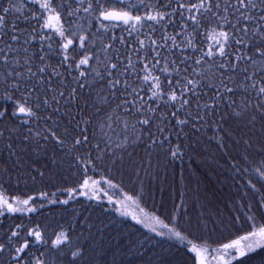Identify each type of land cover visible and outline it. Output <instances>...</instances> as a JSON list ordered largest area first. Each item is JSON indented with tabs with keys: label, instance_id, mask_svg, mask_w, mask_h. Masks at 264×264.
I'll return each instance as SVG.
<instances>
[{
	"label": "snow or ice",
	"instance_id": "6c2138e0",
	"mask_svg": "<svg viewBox=\"0 0 264 264\" xmlns=\"http://www.w3.org/2000/svg\"><path fill=\"white\" fill-rule=\"evenodd\" d=\"M0 264H264V0H0Z\"/></svg>",
	"mask_w": 264,
	"mask_h": 264
},
{
	"label": "trees",
	"instance_id": "16d2710c",
	"mask_svg": "<svg viewBox=\"0 0 264 264\" xmlns=\"http://www.w3.org/2000/svg\"><path fill=\"white\" fill-rule=\"evenodd\" d=\"M214 148V145H213ZM223 163V161H221ZM183 167L185 169V176H190L192 179V188H196V182L199 181V187L201 192L207 191L210 196L214 192L215 197L213 199V204H218L220 210L223 212L225 210L224 205L228 203V196L229 193V187L227 185H221V183L217 180V174L220 172L219 169H216L215 166L212 165V161L210 159H204L201 160L199 158L188 160L185 158ZM176 171H177V187L178 181H179V171H180V163L177 162L176 164ZM227 175V173H224ZM98 178V177H97ZM230 184V182H228ZM39 187V185H37ZM21 188H23V184H21ZM176 192H173V195H176ZM80 200H84L83 197H79ZM156 200H159V194L157 193ZM103 203L109 207L112 208V205H107L106 200L103 201ZM157 206L158 204L154 202L151 199H148L145 204H142V207H145L146 210H151L153 206ZM78 206V205H77ZM60 206H52L49 205L47 208L41 210V215H35V218L38 220H42L44 223H47L48 225V231L51 232L54 228L57 227V224L62 222L60 220V217L56 215V211ZM198 210V209H197ZM115 215V213H113ZM195 215V212L193 213ZM46 218V219H45ZM120 219L119 217H117ZM128 223H134V221H131L129 218L127 220ZM140 231L146 232L145 229L140 228L139 225L136 226ZM225 236L228 235L227 232L224 233ZM219 234H214L213 239H218ZM159 239V238H157ZM147 246V245H146ZM150 247V246H149ZM130 259H138V258H130ZM144 259H147V255L144 257Z\"/></svg>",
	"mask_w": 264,
	"mask_h": 264
}]
</instances>
